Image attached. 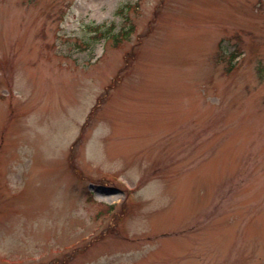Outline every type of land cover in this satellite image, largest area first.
Masks as SVG:
<instances>
[{
  "label": "rangeland",
  "instance_id": "1",
  "mask_svg": "<svg viewBox=\"0 0 264 264\" xmlns=\"http://www.w3.org/2000/svg\"><path fill=\"white\" fill-rule=\"evenodd\" d=\"M0 264H264V0H0Z\"/></svg>",
  "mask_w": 264,
  "mask_h": 264
},
{
  "label": "trees",
  "instance_id": "2",
  "mask_svg": "<svg viewBox=\"0 0 264 264\" xmlns=\"http://www.w3.org/2000/svg\"><path fill=\"white\" fill-rule=\"evenodd\" d=\"M114 28V27H112ZM112 28H108L106 31L104 32H100V34L104 37V38H115L116 40H119L123 37L126 36V34H123L122 36L120 35V33H113V29ZM128 34V33H127Z\"/></svg>",
  "mask_w": 264,
  "mask_h": 264
}]
</instances>
